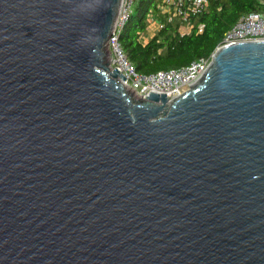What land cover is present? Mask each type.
Masks as SVG:
<instances>
[{
    "label": "water",
    "instance_id": "95a60500",
    "mask_svg": "<svg viewBox=\"0 0 264 264\" xmlns=\"http://www.w3.org/2000/svg\"><path fill=\"white\" fill-rule=\"evenodd\" d=\"M120 0H0V264H264V40L134 98Z\"/></svg>",
    "mask_w": 264,
    "mask_h": 264
},
{
    "label": "trees",
    "instance_id": "16d2710c",
    "mask_svg": "<svg viewBox=\"0 0 264 264\" xmlns=\"http://www.w3.org/2000/svg\"><path fill=\"white\" fill-rule=\"evenodd\" d=\"M160 1L134 0L129 19L119 34L127 59L136 71L144 74L185 66L210 55L241 14L264 10L262 0H209L201 13L189 16L190 30L181 33L179 17L168 18L157 12ZM150 15L162 26L143 41L140 36L146 33Z\"/></svg>",
    "mask_w": 264,
    "mask_h": 264
},
{
    "label": "built area",
    "instance_id": "2783aa9c",
    "mask_svg": "<svg viewBox=\"0 0 264 264\" xmlns=\"http://www.w3.org/2000/svg\"><path fill=\"white\" fill-rule=\"evenodd\" d=\"M133 1L120 0L111 35L105 43L106 50L109 52V67L110 69L116 68L125 77L124 80H119L127 90L133 92L137 97L144 98L151 91L158 94L165 93L168 99H171L187 90L192 83L200 78L208 67L213 52L177 68L158 70L149 74L136 71L119 43V34L129 19ZM262 3L264 4V0ZM208 4L209 0H161L157 4V12L166 15L168 18L179 17L182 21L179 31L187 33L191 28L188 21L189 16L201 13ZM147 18L149 24L146 33L140 36L143 41L152 31L162 26V23L156 20L154 16L150 15ZM199 31H201V27ZM248 40H264V10L241 14L231 27L223 33L216 48Z\"/></svg>",
    "mask_w": 264,
    "mask_h": 264
},
{
    "label": "rangeland",
    "instance_id": "374dc122",
    "mask_svg": "<svg viewBox=\"0 0 264 264\" xmlns=\"http://www.w3.org/2000/svg\"><path fill=\"white\" fill-rule=\"evenodd\" d=\"M154 33V31H152L151 33H150V35H152ZM149 35V36H150ZM132 96L134 97V98H138L135 94H132Z\"/></svg>",
    "mask_w": 264,
    "mask_h": 264
}]
</instances>
